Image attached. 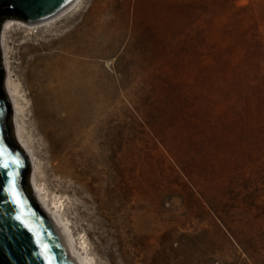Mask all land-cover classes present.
<instances>
[{"label": "rangeland", "instance_id": "obj_1", "mask_svg": "<svg viewBox=\"0 0 264 264\" xmlns=\"http://www.w3.org/2000/svg\"><path fill=\"white\" fill-rule=\"evenodd\" d=\"M0 47L96 264H264V0H86Z\"/></svg>", "mask_w": 264, "mask_h": 264}, {"label": "water", "instance_id": "obj_2", "mask_svg": "<svg viewBox=\"0 0 264 264\" xmlns=\"http://www.w3.org/2000/svg\"><path fill=\"white\" fill-rule=\"evenodd\" d=\"M75 1L0 0V42L7 22L47 23L64 14ZM5 82L0 47V264H75L57 228L31 191L30 159L15 138L13 106ZM13 183L18 204L10 190ZM18 216L21 220L16 219ZM43 245L47 246L46 252Z\"/></svg>", "mask_w": 264, "mask_h": 264}, {"label": "bare ground", "instance_id": "obj_3", "mask_svg": "<svg viewBox=\"0 0 264 264\" xmlns=\"http://www.w3.org/2000/svg\"><path fill=\"white\" fill-rule=\"evenodd\" d=\"M86 0H76L75 3L72 5L70 9H68L64 14L53 18L50 22L47 23H38V24H26L22 21L16 22H7V24L3 25L2 31H1V44L2 47L4 46L5 37L7 34V31H13L15 29H33L36 27H41L47 24H50L52 22H55L59 20L61 17L65 16L67 13H70L72 10H76L78 7H80ZM5 57V56H4ZM4 67L6 70V82H5V88L6 92L8 94V97L11 100L12 106H13V120L15 123V135L17 138V142L21 146V148L27 153L28 157L30 158V164L32 167L30 177H29V185L31 188V191L33 193V196L35 200L38 202L39 206L43 210V212L51 219L55 227L57 228L60 237L68 250V252L71 254L75 264H96L92 255L88 253V247L86 241H81L80 239H76L75 235L72 232V229L69 225V220L65 219V216L62 212H64V205L61 202V199L59 200H53L51 196L48 195L47 190L45 188H42V185L37 180V161L34 162L35 155L32 153L31 148L27 145V142L25 141L24 137V131L22 130V103L20 102V92H18V89L16 87L15 82H13L12 77L10 76V69L7 64V60L4 58ZM57 72V71H56ZM60 72V71H59ZM58 72V73H59ZM62 76V74H61ZM56 74H52L54 85H50L48 89L52 90V92H60L61 94H65L66 92L63 90L64 84L60 82V80L57 79ZM59 78V77H58ZM67 78V77H66ZM41 80V79H40ZM64 81V80H63ZM52 82V81H51ZM79 82V80H78ZM53 84V83H52ZM69 87V86H68ZM69 93V92H68ZM72 95V94H71ZM66 96V95H65ZM67 104V103H66ZM65 104V106H67ZM69 106V104H68ZM71 109V106L69 107ZM68 108V111H69ZM73 109V108H72ZM23 120V119H22Z\"/></svg>", "mask_w": 264, "mask_h": 264}, {"label": "snow or ice", "instance_id": "obj_4", "mask_svg": "<svg viewBox=\"0 0 264 264\" xmlns=\"http://www.w3.org/2000/svg\"><path fill=\"white\" fill-rule=\"evenodd\" d=\"M12 163H15V161H13ZM3 167L7 168L8 165H7V164H4ZM10 190L12 191V195H13V199H14V201L18 204L19 201H18L17 194H16L15 191H14V183H13V187H12V189H10ZM16 219H17V220H21V217L18 216V217H16ZM23 223L26 224L27 222H26V221H23ZM42 247L45 249V252H46L47 246H46V245H43Z\"/></svg>", "mask_w": 264, "mask_h": 264}]
</instances>
